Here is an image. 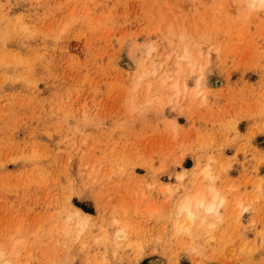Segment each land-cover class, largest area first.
Here are the masks:
<instances>
[{
	"label": "rangeland",
	"instance_id": "374dc122",
	"mask_svg": "<svg viewBox=\"0 0 264 264\" xmlns=\"http://www.w3.org/2000/svg\"><path fill=\"white\" fill-rule=\"evenodd\" d=\"M185 50L194 73L182 61L174 76ZM200 182L225 198L220 221L178 222ZM77 210L91 218L83 231ZM0 253L11 264H264V11L0 0Z\"/></svg>",
	"mask_w": 264,
	"mask_h": 264
},
{
	"label": "bare ground",
	"instance_id": "6f19581e",
	"mask_svg": "<svg viewBox=\"0 0 264 264\" xmlns=\"http://www.w3.org/2000/svg\"><path fill=\"white\" fill-rule=\"evenodd\" d=\"M150 56V55H149ZM192 56H190V53L187 51V50H185L184 51V53L180 56V57H176L175 58V65H174V67L172 68V75H174V76H180L181 74H183V73H185V68L184 67H182L181 66V62L182 61H184L185 63H186V65L188 66V68H189V72L192 74V73H194V70H195V65L196 64H194V62H193V60H192V58H191ZM156 63V64H155ZM154 64V68L152 67V69H153V73L154 72H156L161 66H162V64L161 63H157V62H153L151 65H153ZM158 72V71H157ZM156 72V73H157ZM165 75V78H170V73L168 72V73H165L164 74ZM180 78V77H179ZM165 81H167V80H165ZM200 83H201V81H200ZM198 85H199V82H198ZM181 86V85H180ZM177 87H178V83L176 82L174 85H173V88L174 89H177ZM180 89H181V87H180ZM180 89H179V91H180ZM176 91V90H175ZM177 94V93H176ZM211 167V166H210ZM211 172H210V170H208V168H206L203 172H202V175L204 176V178H207L208 180L210 179V180H212L213 179V177L211 176V174H210ZM202 175L200 174L199 176H201V178L203 179V177H202ZM181 179V178H180ZM201 180V179H200ZM213 181V180H212ZM198 181L196 180V183H197ZM205 182V181H204ZM207 182V181H206ZM211 182V181H210ZM201 183V182H200ZM204 184V183H203ZM205 184H207V183H205ZM201 185H202V183H201ZM196 186H198V187H196ZM195 187L196 188H194L195 190H193V192L192 193H190V194H188V195H186V196H184L180 201H179V203H178V206H177V212H176V216H177V218L179 219H177L178 220V222H180L181 220H183L186 224H191V223H193L192 221H194L195 219H196V217H200V215L201 214H203L204 216H206V217H211V216H219L220 217V215H219V210H220V208L225 204V198L223 197V196H221L220 194H219V192L217 191V190H215L214 188H212V187H205L204 185H202V186H200L199 187V184L198 185H196ZM214 187V186H213ZM240 201L241 200H239V202L238 203H235V201L233 202V203H235L236 204V206L235 207H237L238 205V208L240 209ZM229 203V202H228ZM227 203V204H228ZM232 203V204H233ZM243 204V203H242ZM226 206V205H225ZM229 207V206H228ZM209 208H211L212 210L211 211H209ZM247 210V209H246ZM248 211V210H247ZM75 213V215L74 216H76V223H74L75 225V227L77 226L78 227V229H80V230H82L84 227H85V225L87 224V222H88V219H91V218H88L89 217V215H87V214H82L79 210H77L76 212H74ZM73 216V215H72ZM72 216H70V217H72ZM69 217V218H70ZM91 217V216H90ZM213 217V218H214ZM219 217H215V218H218L217 220H219L220 221V219H219ZM67 219L66 221H64V224H62L61 223V227H60V229L63 227L64 228V231H62L63 229H61V231L62 232H64V234H68L69 235V233H65L66 232V230L67 229H69V227H71V226H69V227H67V226H65V223H66V225L68 224L67 223V221H69L70 219ZM202 221H203V219L202 218H200ZM223 219V218H222ZM221 219V220H222ZM236 219V218H235ZM216 220V219H215ZM71 221H73V220H71ZM237 221V220H236ZM70 222V221H69ZM71 223V222H70ZM88 223H90V222H88ZM211 225V224H210ZM212 225H214V224H212ZM211 225V226H212ZM65 227H67V229L65 228ZM180 228V230H182L183 229V227H179ZM209 230H211V228H213V227H210L209 226ZM66 229V230H65ZM80 230H78V231H76V233L78 232H81ZM213 230V229H212ZM83 231V230H82ZM62 232H61V234H62ZM68 232V231H67ZM77 233V234H78ZM82 233V232H81ZM64 234H62V235H64ZM124 233H123V231H119V235L121 236V235H123ZM119 236V237H120ZM67 237V236H66ZM65 239V237L63 236V237H61V239ZM3 254L2 253H0V264H11V262H9V261H7V260H4L3 259ZM7 259V258H6Z\"/></svg>",
	"mask_w": 264,
	"mask_h": 264
},
{
	"label": "clouds",
	"instance_id": "9594fccd",
	"mask_svg": "<svg viewBox=\"0 0 264 264\" xmlns=\"http://www.w3.org/2000/svg\"><path fill=\"white\" fill-rule=\"evenodd\" d=\"M249 11H264V0H245ZM212 209L209 208V211ZM215 227V225H212Z\"/></svg>",
	"mask_w": 264,
	"mask_h": 264
}]
</instances>
